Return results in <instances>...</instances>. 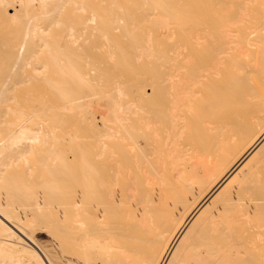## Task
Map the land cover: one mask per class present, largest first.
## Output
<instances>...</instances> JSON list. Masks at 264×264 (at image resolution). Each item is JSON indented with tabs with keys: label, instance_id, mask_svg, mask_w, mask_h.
Wrapping results in <instances>:
<instances>
[{
	"label": "bare ground",
	"instance_id": "6f19581e",
	"mask_svg": "<svg viewBox=\"0 0 264 264\" xmlns=\"http://www.w3.org/2000/svg\"><path fill=\"white\" fill-rule=\"evenodd\" d=\"M261 153L264 0H0V264H264Z\"/></svg>",
	"mask_w": 264,
	"mask_h": 264
},
{
	"label": "rangeland",
	"instance_id": "374dc122",
	"mask_svg": "<svg viewBox=\"0 0 264 264\" xmlns=\"http://www.w3.org/2000/svg\"><path fill=\"white\" fill-rule=\"evenodd\" d=\"M93 117L95 119H97V121L100 119V116L97 115L96 113L93 115ZM263 155L264 154L261 153L260 157H262ZM236 186H237V184H235V183L233 185H231L228 189V192L231 190H234V188ZM256 219H257V215L255 213H253L249 216V218L247 220H248V223H250V224H256L257 223ZM34 238H35V242L39 245V249L47 252L46 254L52 253L51 240H50L48 234L46 235L45 232L40 233V234L38 233V234L34 235ZM28 244H30V243H28ZM30 245L32 246V243ZM18 246L20 247V245H18ZM46 246H47V248L49 247V250L51 249L50 252L47 251L48 249L47 250L45 249ZM32 247L35 249L34 245ZM39 249H37L39 251V252L37 251V253L41 254ZM50 254L47 255V258L49 257V259L52 257V255L50 256ZM41 257H43V259H44V256H42V254H41ZM51 260H52V258H51ZM45 262H46V260H45ZM46 263L48 264V262H46Z\"/></svg>",
	"mask_w": 264,
	"mask_h": 264
}]
</instances>
